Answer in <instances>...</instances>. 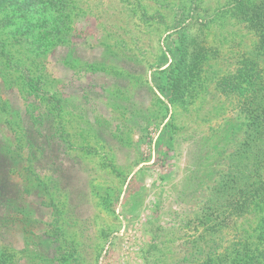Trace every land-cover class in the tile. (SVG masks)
Here are the masks:
<instances>
[{
    "label": "rangeland",
    "instance_id": "374dc122",
    "mask_svg": "<svg viewBox=\"0 0 264 264\" xmlns=\"http://www.w3.org/2000/svg\"><path fill=\"white\" fill-rule=\"evenodd\" d=\"M66 3L52 16L90 64L56 52L39 73L57 96L90 88L58 123L83 190L52 184L35 261L264 264V0ZM21 230L3 264L28 263Z\"/></svg>",
    "mask_w": 264,
    "mask_h": 264
},
{
    "label": "trees",
    "instance_id": "16d2710c",
    "mask_svg": "<svg viewBox=\"0 0 264 264\" xmlns=\"http://www.w3.org/2000/svg\"><path fill=\"white\" fill-rule=\"evenodd\" d=\"M66 5V0H0V264L4 253L17 251L9 235L14 227L24 236L20 260L27 258V264H38L37 258L50 260L36 232L46 226L43 234L53 237L55 222H35L44 217L42 208L53 219L59 214L52 184L60 179L72 202L82 193L71 180L79 157L71 154L74 146L61 137L58 123L66 110L65 96L84 97L90 88L76 91L64 86L57 96L48 88L51 80L44 78L40 65L47 57L57 61V53L67 59L73 50L76 59L90 64L83 48L74 46L70 27L66 34L52 16ZM87 115L90 120L88 110Z\"/></svg>",
    "mask_w": 264,
    "mask_h": 264
}]
</instances>
